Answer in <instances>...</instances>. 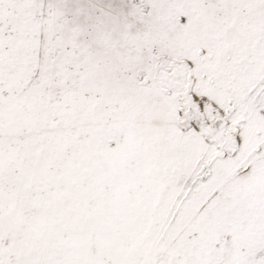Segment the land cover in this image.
<instances>
[{
    "label": "snow or ice",
    "instance_id": "obj_1",
    "mask_svg": "<svg viewBox=\"0 0 264 264\" xmlns=\"http://www.w3.org/2000/svg\"><path fill=\"white\" fill-rule=\"evenodd\" d=\"M0 264H264V0H0Z\"/></svg>",
    "mask_w": 264,
    "mask_h": 264
}]
</instances>
